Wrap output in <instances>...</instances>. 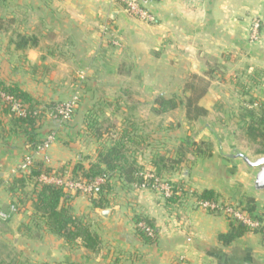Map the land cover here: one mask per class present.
Wrapping results in <instances>:
<instances>
[{
  "label": "crops",
  "instance_id": "0c3cea01",
  "mask_svg": "<svg viewBox=\"0 0 264 264\" xmlns=\"http://www.w3.org/2000/svg\"><path fill=\"white\" fill-rule=\"evenodd\" d=\"M0 11L5 13L4 19L18 12L22 16L16 19L19 34L33 37L37 43L16 49L11 36L0 32V80L18 85L46 104L79 96L78 114L68 127L67 122L48 117L41 123L39 137L54 131L59 135L47 153L48 166L53 169L82 161L88 167L94 148L107 146L114 138L109 133L114 128L135 143L145 135L153 138V132L138 128L143 123L140 110L154 105L150 95L157 90L163 95L177 91L185 77L202 75L209 61L242 59L250 73L264 71V31L257 42L250 40L252 24L264 20V0H156L150 7L154 23L137 19L108 0H0ZM228 66L232 67L230 62ZM81 71H86V81L78 82ZM97 104L118 109L119 115L106 114L102 129L88 132L81 128L87 118L78 115ZM10 120L0 115L6 131L5 140L0 138V210L11 203L7 184L30 151ZM142 153L155 154L150 147ZM37 159L42 160L43 155ZM71 195L76 214L86 217L99 234L102 256L92 257L55 236L51 242L31 244L17 233L19 219L10 226L16 233L15 246H31L38 258L61 264H227L230 246L218 254L207 250L219 246L218 237L229 232L230 223L196 205H190L192 209L182 204L169 207L150 189L121 181L108 197L107 215H103L105 210L94 209L89 198ZM32 211L30 208L29 214ZM138 216L150 219L157 228L154 243L145 244L140 237L135 223Z\"/></svg>",
  "mask_w": 264,
  "mask_h": 264
},
{
  "label": "rangeland",
  "instance_id": "374dc122",
  "mask_svg": "<svg viewBox=\"0 0 264 264\" xmlns=\"http://www.w3.org/2000/svg\"><path fill=\"white\" fill-rule=\"evenodd\" d=\"M4 14L5 13L0 11V17H4ZM16 14L18 15L10 16L6 19L15 17L14 19L20 20L22 16H19L18 12ZM19 24L18 22L14 23L12 30L18 32ZM263 31L264 20L257 19L251 26V42H257L262 37ZM229 62L232 67L228 66ZM249 71V68L245 66V61L243 62L242 59H234L233 61L226 60L224 63L215 60L207 62L205 71H203L202 75L197 76L209 82L208 92L200 101V105L208 111V115L195 123H190L186 119L184 107L170 111L164 115H156L152 111V108L155 107L154 102V105H152V103L148 109L144 108L140 110L142 115L140 121L143 120V123L146 121L148 123L146 122V124H143L141 122L138 128L140 131L145 128V131L148 130L151 133L153 132L154 136L151 138L152 140L147 138V135H145L146 138H138V145L135 146L136 148L134 147V153L137 150L140 154L137 153L136 155L135 153L129 156L131 159L133 158L137 161L138 167L141 168V175H154L156 178L163 179L171 185L172 191L175 190L178 195H181V200L175 205H188V209H192L193 206L190 205H196L200 208L198 204L201 200L197 197V194L200 195L205 190H214L219 194L218 203H220L221 206H231L236 210L248 214L247 209L249 208V200H253L256 215L264 217V195L258 193L253 188L256 171L248 169L240 159H228V156L236 151L246 154L252 160L263 156L260 152L263 149L262 145L252 141L243 128L244 123L242 121V114L245 112V109H264V71L261 73H259V70L252 73ZM86 75V71L78 72V82L83 80L86 81ZM191 76L194 75L187 76L182 80L177 91H167L164 93V96L167 98H176L179 104L183 106L186 98L189 96V93L185 92V87L190 81ZM161 92V90H157L154 94L150 95L149 100L152 102L156 101L159 96L163 95ZM81 96L82 93H80V97ZM64 102H59L57 104H62ZM78 102H80L79 96ZM98 105L99 104L93 106L91 110L86 113L81 110L78 116H81V119L84 118V120L87 118L88 121V123L85 124L86 126L84 123L81 124L82 126L80 125L82 129L85 128L88 132L92 130L96 133L97 130L100 131L102 129L100 125L104 120L106 121L105 116L112 115L113 117H117L116 115H119L118 109H105L101 105ZM78 111L79 110L76 108L75 114L72 120H70L71 122L75 115L78 114ZM70 121L66 123L65 127H68L69 123H71ZM54 132L58 137V132ZM109 133L112 134L114 138L103 148L110 147L116 142L118 136L124 134H122L121 129L117 131L115 128ZM60 136H63V134H60ZM96 137L100 138L98 133ZM65 138L68 137L65 136ZM109 138H111V136H109ZM39 139L43 142L45 138L40 137ZM79 141H84L83 137ZM199 142H206L212 145L211 156L201 159L195 158V145ZM149 147L153 153H155L151 154L152 156L148 155V153H142L143 150L149 149ZM94 149L96 151L95 155L92 156L93 158H95L97 151L102 148ZM85 153L87 154L89 152L85 151ZM158 156H164L166 159L175 162L182 159L183 162L181 164H169L170 167L168 171L160 177H157L153 166V160ZM87 157H90L89 154L86 155V158ZM73 164H76V162ZM69 171L70 169H67L63 176H67ZM15 176L16 175L10 178L7 187ZM212 187L214 189H209ZM29 189H31V187H29ZM181 190L184 192L183 195ZM151 191L166 201L161 192L157 190V187H153ZM128 193L130 194V192ZM85 197L89 198L90 196ZM10 205L11 204L8 206L5 205L2 210L9 211ZM26 208L22 209L21 212L13 213L8 221L0 219V244L4 243V245H7L5 249L2 248L0 250V261L3 262V264H61L53 262L46 257L38 258L36 254L34 255L31 252L33 248H31V246L29 249L28 247L25 248L21 243L15 246L14 238L16 237V233L11 232L10 226L16 225L15 222H17L18 219L19 223L17 226H19L21 221H29V219L24 217L21 220L22 214L27 217L31 216L33 213L32 211L31 214H29L30 208L31 210L33 209L30 204L25 213ZM202 211L205 210L202 209ZM207 213L216 217H223L230 225L239 223L236 222V220L229 219L223 212ZM137 225L138 224H136V227ZM51 238L52 235L43 232V238H41V240L27 239L32 244L43 240H49L51 242ZM218 244L219 246L211 247L207 252L218 254L219 250H224V246L220 242ZM221 253L220 251V254ZM226 253L230 254V256H233V258L238 261L248 257L252 264H264V236L260 233H256L255 230L250 228V232L240 239V241L237 240L232 244L230 248L227 249ZM182 264L189 263H183L182 261ZM231 264H234V262ZM236 264H238V262Z\"/></svg>",
  "mask_w": 264,
  "mask_h": 264
},
{
  "label": "trees",
  "instance_id": "16d2710c",
  "mask_svg": "<svg viewBox=\"0 0 264 264\" xmlns=\"http://www.w3.org/2000/svg\"><path fill=\"white\" fill-rule=\"evenodd\" d=\"M18 21L14 18L4 19L0 17V32L11 36V43L16 49L35 47L36 41L32 38L19 34L16 30H12L14 23ZM209 88V82L197 75L191 76L190 81L186 84L185 92L189 93L183 106L174 97L167 98L164 95L159 96L155 101V107L152 111L156 115H164L170 111L184 107L186 119L190 123H195L201 118L208 115V111L200 105V101L206 96ZM0 93L13 96L28 108V116L25 118L18 117L11 112L10 105L0 98V115L9 116L11 118V126L15 128V132L22 134L31 151L42 143L40 141V129L42 121L47 117V108L55 106L57 103H43L37 101L32 96L21 90L18 85L7 83L0 80ZM35 114V115H34ZM244 123V131L247 136L254 142L262 145L261 154L264 155V109H245L242 114ZM99 131V130H97ZM5 127L0 122V138L3 137ZM137 143L127 139V134H123L110 147H105L97 151L95 158L86 167L82 162L73 164L72 166H64L58 170L46 166L39 159H36L30 167V173H19L13 181L8 185L7 192L11 196V205H16L19 212L22 208L33 207L31 216L24 218L29 221L20 223L17 233L24 238L31 240H41L43 232L55 236L63 240L70 247H80L85 249L92 257H100L103 252V242L98 233L92 230L86 220V217L77 215L74 207V198L62 187L48 185L40 182L38 178L42 174H50L52 172L63 176L67 169H70L69 175L75 181L90 182L96 178L104 177L105 183L95 189L89 197V201L94 209L105 210L109 207L110 201L108 197L114 192V184L116 182H124L127 186L136 185L139 188L145 187L150 190L155 186L154 180H148L144 175L140 174L141 168L135 159H131L129 155L135 150ZM195 158H206L212 155V145L206 142H199L195 145ZM182 159L177 162L166 159L164 156H158L153 160V166L157 177L163 175L169 169V164H181ZM69 167V168H67ZM0 167V173H1ZM31 187V189H29ZM182 195H183V190ZM186 191V190H185ZM197 194V193H196ZM76 195H81L77 193ZM177 191L173 190L170 198H167V206L175 205L181 199ZM197 197L201 201L218 202L219 194L214 190H205ZM16 201V202H15ZM248 214L260 223V227L255 230L264 236V217L256 215L253 200H249ZM141 222L149 225L154 232V237L148 236L144 231L138 228V233L145 244L154 243L157 235V228L154 223L147 218L137 217L135 223ZM250 232V228L242 223L231 224L229 232L221 234L218 237L219 242L224 247H229L237 240L242 239ZM7 245L0 244V250L6 248ZM8 248V247H7ZM1 260V259H0ZM0 264L3 262L0 261Z\"/></svg>",
  "mask_w": 264,
  "mask_h": 264
},
{
  "label": "built area",
  "instance_id": "2783aa9c",
  "mask_svg": "<svg viewBox=\"0 0 264 264\" xmlns=\"http://www.w3.org/2000/svg\"><path fill=\"white\" fill-rule=\"evenodd\" d=\"M110 4L121 5L125 11L139 18L142 21L148 23H154L156 21L155 16L151 13L150 7L156 0H108ZM0 98L7 102L11 107V112L18 117L25 118L28 116V108L25 107L21 102L16 100L13 96L0 93ZM78 104V97L74 96L67 102L62 104H56L47 108V117L58 120L60 122H69L75 114V110ZM35 115V114H34ZM57 135L55 132L48 134L44 141L36 148V150L29 152L21 164L13 171L14 175L21 173H30V167L33 162L37 159V155L42 154V161L48 166L49 157L47 153L56 142ZM143 175V174H142ZM148 180H154L157 190L161 192L165 199L170 198L172 194V187L166 181L160 178H156L154 175H144ZM38 180L48 185L62 187L66 191L72 194L80 193L83 196H91L93 191L105 183L104 177L96 178L89 183L86 181H75L69 174L67 176H60L55 172L50 174H42ZM201 209L207 212L218 213L223 212L229 219L236 220V222L242 223L243 225L256 230L260 227V223L252 219L247 213L236 210L231 206H221L218 202L200 201L199 204ZM19 212V208L16 205H10L9 211L0 210V219L8 221L13 213ZM137 228L144 231L148 236L154 237L153 229L142 222L137 225Z\"/></svg>",
  "mask_w": 264,
  "mask_h": 264
},
{
  "label": "water",
  "instance_id": "95a60500",
  "mask_svg": "<svg viewBox=\"0 0 264 264\" xmlns=\"http://www.w3.org/2000/svg\"><path fill=\"white\" fill-rule=\"evenodd\" d=\"M228 159L231 160L240 159L248 169L255 170L256 174H255V180L253 182V188L258 193H262L264 195V155L252 160L246 154L240 151H236L232 155H229ZM107 214H108L107 210L103 211V215H107ZM225 261L227 264L228 263L231 264L233 262L234 264H236L237 262L238 264H252L251 260L248 257L240 259L238 261L235 260L233 256H227Z\"/></svg>",
  "mask_w": 264,
  "mask_h": 264
}]
</instances>
